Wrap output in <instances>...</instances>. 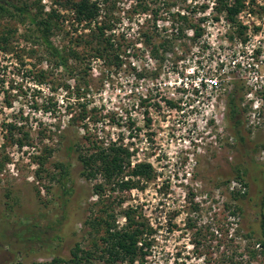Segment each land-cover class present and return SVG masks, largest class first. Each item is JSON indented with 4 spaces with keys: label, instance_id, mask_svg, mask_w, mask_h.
<instances>
[{
    "label": "rangeland",
    "instance_id": "obj_1",
    "mask_svg": "<svg viewBox=\"0 0 264 264\" xmlns=\"http://www.w3.org/2000/svg\"><path fill=\"white\" fill-rule=\"evenodd\" d=\"M12 1L56 9L51 41L84 59H72L71 72L51 63L29 19L4 13L0 0V264L69 258L78 242L92 249L105 234L102 220L121 227L129 207L155 229L150 254L133 264H264V178L254 165L264 166V0H244L243 36L224 12L214 19L215 0H106L98 21L111 22V62L90 56L96 23L76 21L64 0ZM178 12L201 23L204 35L175 40ZM193 74L220 84L181 90L182 77ZM232 79L242 111L235 129L226 104ZM113 143L130 148L126 172L150 162L155 178L122 189L117 181L127 173L112 183L101 173L84 176L80 156ZM59 163L69 166L66 178ZM243 168L247 188L238 179Z\"/></svg>",
    "mask_w": 264,
    "mask_h": 264
},
{
    "label": "trees",
    "instance_id": "obj_2",
    "mask_svg": "<svg viewBox=\"0 0 264 264\" xmlns=\"http://www.w3.org/2000/svg\"><path fill=\"white\" fill-rule=\"evenodd\" d=\"M60 1V0H57ZM64 0L61 3L62 6L69 7L75 15V19L78 22H86L88 25L96 23L98 32L92 34V38L97 41L96 46L92 49L90 56L95 59H103L105 62L112 61L111 52L115 47V43L111 37L105 34L107 28H111V22L103 20L99 22L98 18L101 14V5L106 4V0ZM216 11L219 13L224 12L225 18L229 24L239 29V35H245L248 30V26L243 24L239 16L244 11V0H215ZM5 6H1V10L7 13L11 17H22L29 19L30 23L34 26L33 35L44 44L49 56L50 62L56 66L63 68L65 71H73L70 69V61H80L84 58L80 53L74 49L73 46L67 45L63 47L56 46L51 41V36L58 29L59 13L56 9L50 10V12H44V8L41 7L38 10L33 11L31 5H17L12 0H3ZM167 4L168 0L163 3ZM207 6L204 7L206 9ZM144 11L148 10V7H143ZM159 9L154 10V19L158 21ZM182 23L175 28L174 39L181 37H187L188 31L193 29V40L199 39L204 34V28L200 25L194 24L191 19L181 12L176 13ZM220 14L214 16L215 20H219ZM107 19V18H106ZM207 18H200L201 22H204ZM3 38H0V41ZM156 47H153L154 53ZM115 63L120 65L119 54L113 56ZM238 81H233V87L229 98L227 100V115L231 118L233 128H237L240 123V113L242 112L239 104V85ZM171 105H175L170 101ZM84 117V115H83ZM85 118V117H84ZM10 129H13L11 125ZM239 140V143H243L245 136L239 131H235ZM20 145H23L22 140H18ZM73 146H71V150ZM132 153L129 148L123 144L117 145L116 143L110 144L108 148H101L97 152L90 156H80V160L83 166V175L87 178H92L101 173L107 182H114L126 174L125 178L117 181V185L122 189H132L139 186L140 181H149L155 178V172L153 165L150 162L136 163L133 168L126 172L131 167ZM258 168L259 174L264 178V166L254 164ZM61 168L62 178H66L69 175V166L65 163H59ZM42 169V167H41ZM40 171V170H39ZM239 172L241 170H238ZM249 172L247 168L239 173V180L245 188L248 187V182L245 180V175ZM40 174V173H39ZM66 187V186H65ZM96 192L102 190V184H96ZM67 193V190H65ZM261 193L262 204H264V190L259 191ZM245 192H237V200L247 195ZM242 208L235 206L232 210L233 215H237ZM127 222L119 227L116 224L115 218L111 221L106 219L102 220V226H105V234L101 238V243L96 242L92 249H84L81 243L78 242L72 248L71 257L64 258L60 256H54L50 261L32 262L31 264H122L128 262L133 264L137 259L142 257L143 259L150 254L149 249L153 246V240L151 237L155 233V229L148 224V220L143 215H138L134 208H128L124 212ZM261 216V232L264 233V214ZM100 224V223H99ZM35 227H39L36 225ZM253 232V231H251ZM35 234V232H33ZM44 233V232H42ZM260 243L264 246V234L260 238ZM43 244V241H42Z\"/></svg>",
    "mask_w": 264,
    "mask_h": 264
},
{
    "label": "built area",
    "instance_id": "obj_3",
    "mask_svg": "<svg viewBox=\"0 0 264 264\" xmlns=\"http://www.w3.org/2000/svg\"><path fill=\"white\" fill-rule=\"evenodd\" d=\"M189 35H193V30H191L190 32H188ZM204 35V34H203ZM232 68L234 70H236V72L238 73L240 70H242L243 68L240 66L239 62H238V59H233V62H232ZM190 68L187 67L186 71H188ZM193 69V72H196V70L198 69V67H195V68H192ZM229 78V80L231 79V75L229 74L227 76ZM234 77V76H233ZM232 77V78H233ZM239 77H235L234 79H237ZM234 79H232L234 81ZM182 82L183 83V86L182 88H180L181 90L183 91H187L188 89L192 88L193 91H195L196 93L202 91L203 88H205L207 90V87H210L211 89L213 87H217L220 82H219V79L218 78H208L207 76H198V74H193V75H190V76H186L185 77H182ZM170 101L171 100H168L166 101L167 104L171 105L170 104ZM173 102V101H171ZM173 106V105H171ZM175 106V105H174ZM173 106V107H174ZM124 146L127 147V145L123 144ZM130 149V148H129ZM135 165V163L133 164V166Z\"/></svg>",
    "mask_w": 264,
    "mask_h": 264
}]
</instances>
